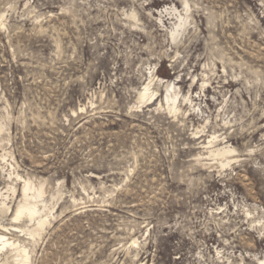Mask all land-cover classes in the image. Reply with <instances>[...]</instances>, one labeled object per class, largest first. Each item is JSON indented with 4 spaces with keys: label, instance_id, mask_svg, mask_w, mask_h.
<instances>
[{
    "label": "rangeland",
    "instance_id": "obj_1",
    "mask_svg": "<svg viewBox=\"0 0 264 264\" xmlns=\"http://www.w3.org/2000/svg\"><path fill=\"white\" fill-rule=\"evenodd\" d=\"M0 124V233L28 264L264 257V0H0Z\"/></svg>",
    "mask_w": 264,
    "mask_h": 264
},
{
    "label": "bare ground",
    "instance_id": "obj_2",
    "mask_svg": "<svg viewBox=\"0 0 264 264\" xmlns=\"http://www.w3.org/2000/svg\"><path fill=\"white\" fill-rule=\"evenodd\" d=\"M180 26H181V23H179L177 28ZM154 77L155 75L153 76V78ZM156 79H159V81L163 80L159 78L158 76ZM149 85L150 84L147 83L145 86H143L139 94L141 99L151 100L153 98V93H148ZM171 88H173V83L170 82L166 85V90L168 94H166L165 99L167 102H170V104L167 105L168 108L170 110H175L174 104L176 100V94L170 93L169 89ZM2 129L3 128H1L0 126V131ZM215 139L216 137L213 136L212 140H208L207 144L209 145L207 147H210V145L216 141ZM208 152L209 154L213 156H219L220 158H222V160L220 161V164L222 166H225V165H229L232 162V159H229L227 156L233 153L234 149L226 147V146H221V147H216V148H210ZM33 185L29 181L24 182V185L21 190L22 198L17 203L16 208L13 211L12 217H11V219L14 221H17L21 218H26L29 221H32L34 227L33 229L27 231V234H29L32 238L35 237L36 235H39L41 233V230L43 229V226L47 223V215L44 214L42 210L45 207V205L42 204L41 207L38 205L39 198L42 196L41 187L38 186V188L37 187L35 188V186ZM1 194L2 193H0V195ZM4 202H2L1 204L5 205ZM260 226H261V230H263L264 224H261ZM6 236L3 232L0 233V251H3V249L5 248L7 252V255H5L2 264H8L9 263L8 260H10L12 264H28L29 256L24 246L19 245V243H17L16 241L10 240ZM252 256L256 257V254L254 253L252 254ZM257 261L259 264H264V257L260 259L257 258Z\"/></svg>",
    "mask_w": 264,
    "mask_h": 264
}]
</instances>
